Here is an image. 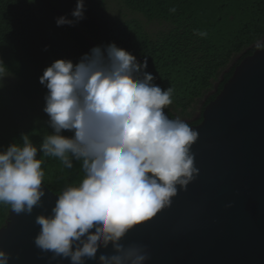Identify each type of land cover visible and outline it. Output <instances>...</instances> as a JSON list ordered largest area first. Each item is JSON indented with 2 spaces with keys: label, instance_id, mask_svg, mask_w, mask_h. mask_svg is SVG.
<instances>
[{
  "label": "clouds",
  "instance_id": "clouds-1",
  "mask_svg": "<svg viewBox=\"0 0 264 264\" xmlns=\"http://www.w3.org/2000/svg\"><path fill=\"white\" fill-rule=\"evenodd\" d=\"M85 12V0H77L72 18L59 16L56 24L75 26ZM255 47L264 49V39ZM147 68V56L141 62L115 42L93 46L78 62L55 60L39 77L47 89L43 112L52 131L43 132L39 144L21 133L19 141L0 149V205L17 215L43 207L44 158L58 160L62 170L80 166L82 175L65 182L51 213L35 218L40 230L34 244L51 252V260L147 264L146 246L125 247L122 240L170 207L199 175L192 152L199 133L166 114L175 89L159 86ZM8 76L0 59V81ZM10 259L0 249V264Z\"/></svg>",
  "mask_w": 264,
  "mask_h": 264
},
{
  "label": "trees",
  "instance_id": "trees-1",
  "mask_svg": "<svg viewBox=\"0 0 264 264\" xmlns=\"http://www.w3.org/2000/svg\"><path fill=\"white\" fill-rule=\"evenodd\" d=\"M121 1L149 21H164L171 28L152 37L138 20H113L106 0H85V19L75 26H57L56 18L71 19L77 0H0V59L13 77L0 81V149L19 141L21 133L31 134L39 144L43 132L52 131L43 112L47 89L39 77L57 59L78 62L93 46L111 42L141 62L147 56V71L156 76L155 83L175 89L173 103L165 109L169 115L191 117L200 110L186 121L192 126L202 122L204 108L220 94L236 66L257 50V39H264V0ZM21 104L29 106V119L19 113ZM44 159V184L55 194L66 181L82 175L78 163L62 170L58 160ZM10 211L0 205V229Z\"/></svg>",
  "mask_w": 264,
  "mask_h": 264
},
{
  "label": "water",
  "instance_id": "water-1",
  "mask_svg": "<svg viewBox=\"0 0 264 264\" xmlns=\"http://www.w3.org/2000/svg\"><path fill=\"white\" fill-rule=\"evenodd\" d=\"M201 116L191 126L199 133L192 147L199 175L122 243L146 246L147 264H264V49L236 66ZM45 191L43 207L31 215L10 211L0 229L9 264H70L51 260V252L34 244L36 216L50 214L58 198L47 186Z\"/></svg>",
  "mask_w": 264,
  "mask_h": 264
},
{
  "label": "rangeland",
  "instance_id": "rangeland-1",
  "mask_svg": "<svg viewBox=\"0 0 264 264\" xmlns=\"http://www.w3.org/2000/svg\"><path fill=\"white\" fill-rule=\"evenodd\" d=\"M107 9L109 12L110 17L113 20H138L140 21L146 31L152 36L155 37L161 32L168 31L171 28V24L164 22V21H149L146 19L142 14L133 11L132 9L128 8L121 0H106ZM13 80L12 76H8ZM6 77V78H8ZM5 78V79H6ZM9 79V78H8ZM10 80V79H9ZM29 104V103H27ZM27 104H21L18 107V111L21 114V116L26 119L31 117V110ZM200 110L197 112H193L191 114V117L183 116L180 113H176V116L185 120V121H191L196 118V116L199 114Z\"/></svg>",
  "mask_w": 264,
  "mask_h": 264
},
{
  "label": "flooded vegetation",
  "instance_id": "flooded-vegetation-1",
  "mask_svg": "<svg viewBox=\"0 0 264 264\" xmlns=\"http://www.w3.org/2000/svg\"><path fill=\"white\" fill-rule=\"evenodd\" d=\"M200 117V116H199Z\"/></svg>",
  "mask_w": 264,
  "mask_h": 264
}]
</instances>
